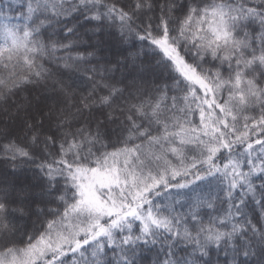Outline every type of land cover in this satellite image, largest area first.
<instances>
[{
	"label": "snow or ice",
	"instance_id": "6c2138e0",
	"mask_svg": "<svg viewBox=\"0 0 264 264\" xmlns=\"http://www.w3.org/2000/svg\"><path fill=\"white\" fill-rule=\"evenodd\" d=\"M0 117V264H264V0H0Z\"/></svg>",
	"mask_w": 264,
	"mask_h": 264
},
{
	"label": "trees",
	"instance_id": "16d2710c",
	"mask_svg": "<svg viewBox=\"0 0 264 264\" xmlns=\"http://www.w3.org/2000/svg\"><path fill=\"white\" fill-rule=\"evenodd\" d=\"M0 118H2V117H0ZM221 259H223V257H221Z\"/></svg>",
	"mask_w": 264,
	"mask_h": 264
}]
</instances>
